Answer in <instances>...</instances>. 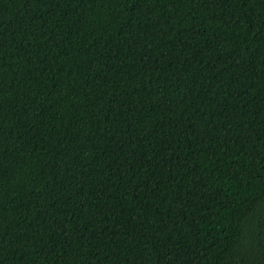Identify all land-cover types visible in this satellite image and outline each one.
Here are the masks:
<instances>
[{"label": "trees", "instance_id": "trees-1", "mask_svg": "<svg viewBox=\"0 0 264 264\" xmlns=\"http://www.w3.org/2000/svg\"><path fill=\"white\" fill-rule=\"evenodd\" d=\"M0 264H264V0H0Z\"/></svg>", "mask_w": 264, "mask_h": 264}]
</instances>
